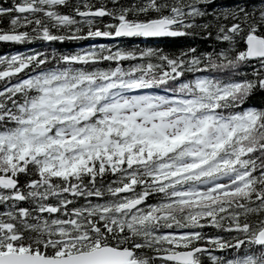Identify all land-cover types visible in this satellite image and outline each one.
Masks as SVG:
<instances>
[{"label":"snow or ice","instance_id":"snow-or-ice-1","mask_svg":"<svg viewBox=\"0 0 264 264\" xmlns=\"http://www.w3.org/2000/svg\"><path fill=\"white\" fill-rule=\"evenodd\" d=\"M0 264H264V0H0Z\"/></svg>","mask_w":264,"mask_h":264},{"label":"trees","instance_id":"trees-1","mask_svg":"<svg viewBox=\"0 0 264 264\" xmlns=\"http://www.w3.org/2000/svg\"><path fill=\"white\" fill-rule=\"evenodd\" d=\"M5 46L4 45H0V49L4 48Z\"/></svg>","mask_w":264,"mask_h":264}]
</instances>
